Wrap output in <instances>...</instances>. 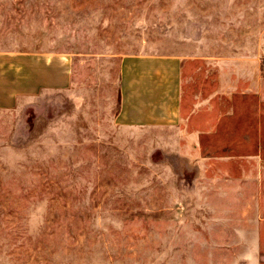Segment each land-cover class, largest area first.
Masks as SVG:
<instances>
[{
    "label": "rangeland",
    "instance_id": "374dc122",
    "mask_svg": "<svg viewBox=\"0 0 264 264\" xmlns=\"http://www.w3.org/2000/svg\"><path fill=\"white\" fill-rule=\"evenodd\" d=\"M67 57L0 108V264H264V0H0V54ZM176 54L174 128L120 125L128 54Z\"/></svg>",
    "mask_w": 264,
    "mask_h": 264
},
{
    "label": "crops",
    "instance_id": "0c3cea01",
    "mask_svg": "<svg viewBox=\"0 0 264 264\" xmlns=\"http://www.w3.org/2000/svg\"><path fill=\"white\" fill-rule=\"evenodd\" d=\"M176 54H128L120 63L119 108L122 126L174 128L184 114V64ZM68 59L56 53L0 54V108L10 109L20 98L44 90L66 89Z\"/></svg>",
    "mask_w": 264,
    "mask_h": 264
}]
</instances>
